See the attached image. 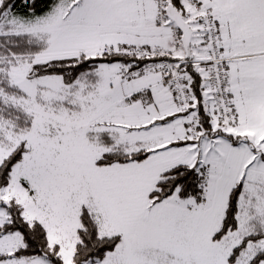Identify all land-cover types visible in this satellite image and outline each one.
<instances>
[{
  "label": "snow or ice",
  "instance_id": "obj_1",
  "mask_svg": "<svg viewBox=\"0 0 264 264\" xmlns=\"http://www.w3.org/2000/svg\"><path fill=\"white\" fill-rule=\"evenodd\" d=\"M0 264H264V0H0Z\"/></svg>",
  "mask_w": 264,
  "mask_h": 264
}]
</instances>
